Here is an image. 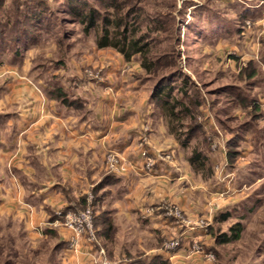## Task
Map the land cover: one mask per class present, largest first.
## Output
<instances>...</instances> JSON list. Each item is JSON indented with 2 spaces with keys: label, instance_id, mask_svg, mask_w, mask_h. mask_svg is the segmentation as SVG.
Here are the masks:
<instances>
[{
  "label": "rangeland",
  "instance_id": "rangeland-1",
  "mask_svg": "<svg viewBox=\"0 0 264 264\" xmlns=\"http://www.w3.org/2000/svg\"><path fill=\"white\" fill-rule=\"evenodd\" d=\"M115 1L122 4L118 14L129 13L128 24H137L136 36H146L148 72L138 55L126 61L114 48H99L100 25L87 29L69 12L76 0H0V88L13 79L14 90L27 87L39 97L37 81L53 82L60 86L54 102L64 105L71 102L60 80L71 89L80 83L83 105L74 106L71 119L80 111L86 117L89 110L92 119L94 114L108 127L117 126L118 139L134 129L138 138L132 152L138 151L144 176L137 179L126 157L107 151L102 159L85 157L84 202L70 195L67 209L55 211L44 225L25 228L17 208L14 215L1 207L0 264H132L154 256L167 264H264V1ZM81 2L110 21L119 17L105 0ZM244 8L251 19L242 22L238 14ZM218 25V32L211 31ZM236 28L240 33L232 32ZM198 29L202 34L195 35ZM249 62L258 75L240 82ZM177 71L183 75L178 79L186 77L192 86L189 96L199 98L192 118L173 120L154 97L157 81ZM235 87L243 93L234 94ZM254 101L260 118L251 108ZM118 115L127 116L125 124L117 122ZM194 125H201L199 131L188 148L181 147L175 134ZM236 135L239 154L229 158L228 145ZM194 148L205 156L202 169L190 163ZM162 161L180 174L179 181L145 178ZM93 165L97 174L88 171ZM108 175L130 184L108 182ZM125 188L132 189L131 204L145 205L129 217L119 212L115 198ZM56 212L84 213L94 243L82 236L76 247L68 242L70 252L59 253L62 235L69 233L70 241L72 231ZM225 213L227 219L221 220ZM157 215L177 228L162 221L145 224ZM237 225L239 237L224 241ZM44 227L51 230L47 236Z\"/></svg>",
  "mask_w": 264,
  "mask_h": 264
},
{
  "label": "crops",
  "instance_id": "crops-1",
  "mask_svg": "<svg viewBox=\"0 0 264 264\" xmlns=\"http://www.w3.org/2000/svg\"><path fill=\"white\" fill-rule=\"evenodd\" d=\"M10 81L7 88H0L3 91L0 92V208L5 211L11 209L13 214L17 208V216L25 228L44 225L55 211L67 209L64 205L71 203V197L76 202L82 200L89 184L86 156L102 159L107 151L122 154L130 162L131 173L137 179H144L138 151L132 152L131 146L138 138L134 129L123 131L126 135L119 140V128L103 124L100 116L93 114L92 119L89 110L84 113L86 117L81 116L80 111L78 119H71L76 113L74 106L78 109L83 105L82 95L85 94L80 83V87L76 85L71 89L68 83L62 84L60 80L58 85L68 89L65 93H68L72 104L68 106L54 102V92L60 86H54L53 82L37 81L36 86L42 89L38 97L27 87L14 90V80ZM115 119L125 124L127 116L118 115ZM39 132L41 135H38ZM152 152L149 148V153ZM95 167H89V173L97 174ZM179 176L171 164L162 161L156 163L145 178L177 182ZM107 177L108 182L111 179L118 185L123 181L130 184L125 178ZM131 190L125 188L115 193L116 200L120 202L119 208L124 212L118 210L127 217L140 213L145 206L131 204ZM159 221H162V216L157 215L146 220L145 224L154 223L153 226H156ZM165 223L177 228L172 221ZM50 231L47 229L43 234L47 236ZM69 238V233L62 235L59 253L71 251L67 246Z\"/></svg>",
  "mask_w": 264,
  "mask_h": 264
},
{
  "label": "trees",
  "instance_id": "trees-1",
  "mask_svg": "<svg viewBox=\"0 0 264 264\" xmlns=\"http://www.w3.org/2000/svg\"><path fill=\"white\" fill-rule=\"evenodd\" d=\"M107 4L111 5L115 10V13L119 15L120 5H116L115 0H105ZM255 1H264V0H255ZM69 12L73 13L74 19H77L81 24L85 25L87 29H95L99 25L101 28V35L98 38L97 46L99 48L111 47L120 52L126 61H129L133 56L138 55L142 59V68L147 72L150 71L151 65L145 66V55L147 54V44L145 43V35L136 36L138 31L137 24L131 23L128 24L127 17H129V13L117 17L114 20H109V18H105L99 16L98 12L87 2H81V0H76L73 2L72 7H69ZM251 11L247 8L241 10L238 14L239 20L244 21L248 17L250 18ZM136 22V21H135ZM111 27V28H110ZM131 27V31L129 28ZM111 29V30H110ZM121 29V30H120ZM221 29V26L218 25L212 28L211 31L218 32ZM239 28H236L235 33H240ZM202 34V30L198 29L195 32V35ZM256 67L253 62H249L248 66H246L240 74V82H249L252 79L256 78L258 73L256 72ZM178 76L181 75V72L177 71L174 74H170L167 77H164L157 81L155 89H154V97L159 102V106L164 111H169V116L173 120H179L182 117H190L192 118V111L195 110V105H197V101L199 100L198 96L191 98L189 96L188 91L189 88L192 87L190 82L186 77L183 79H178ZM180 80V81H179ZM230 89V88H229ZM234 89L232 92L236 95L242 94L243 90L239 87L232 88ZM195 100V102H193ZM65 104H70L68 102L63 101ZM249 103V102H248ZM181 107V108H180ZM179 108V111L176 109ZM251 108L254 112H257V116L262 117L258 112L260 111V105L258 102H253ZM201 125L190 126V130L187 133H178L175 134L177 140L181 147L188 148L190 144V140L193 138V133L199 131ZM179 127V126H178ZM190 134V135H189ZM237 135L232 138L231 144H229V150H227V156L229 158H233L239 154L236 150L237 145ZM235 148V149H234ZM232 149V150H231ZM205 156L203 152H199L198 149L194 148L192 156L190 158V163L196 168H203ZM84 202V199L82 200ZM228 214H223L221 216V220L227 219ZM232 229V234L230 236L225 237L224 241L236 240L239 237V227ZM46 231V230H45ZM227 238V239H226ZM132 264H167L160 256H154L151 258V261L144 262L143 260L133 261Z\"/></svg>",
  "mask_w": 264,
  "mask_h": 264
},
{
  "label": "built area",
  "instance_id": "built-area-1",
  "mask_svg": "<svg viewBox=\"0 0 264 264\" xmlns=\"http://www.w3.org/2000/svg\"><path fill=\"white\" fill-rule=\"evenodd\" d=\"M249 23V22H248ZM112 175H119L117 172H111ZM159 210L165 212V208L163 205L159 206ZM65 212V211H64ZM149 211H146L145 217H149L148 213ZM170 213V211H168ZM55 216L59 218L61 222H64V225L68 226L70 230L72 231V238L69 241V245L71 247H76L77 243L79 242V238L82 236H85L86 241L90 244L94 243L93 234L91 232V223L87 220V217L85 214H72L71 212L62 213V212H56ZM177 217V215H176ZM102 264H112L108 261H103Z\"/></svg>",
  "mask_w": 264,
  "mask_h": 264
}]
</instances>
